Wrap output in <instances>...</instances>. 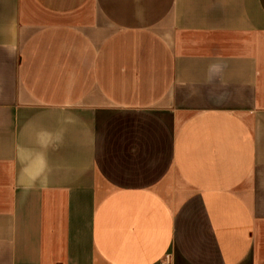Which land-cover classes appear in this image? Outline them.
Segmentation results:
<instances>
[{
    "label": "crops",
    "instance_id": "1",
    "mask_svg": "<svg viewBox=\"0 0 264 264\" xmlns=\"http://www.w3.org/2000/svg\"><path fill=\"white\" fill-rule=\"evenodd\" d=\"M264 264V0H0V264Z\"/></svg>",
    "mask_w": 264,
    "mask_h": 264
},
{
    "label": "built area",
    "instance_id": "2",
    "mask_svg": "<svg viewBox=\"0 0 264 264\" xmlns=\"http://www.w3.org/2000/svg\"><path fill=\"white\" fill-rule=\"evenodd\" d=\"M159 264H173V262L171 261L169 255H166V257L162 259Z\"/></svg>",
    "mask_w": 264,
    "mask_h": 264
}]
</instances>
